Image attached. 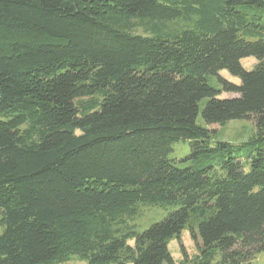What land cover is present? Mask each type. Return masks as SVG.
<instances>
[{"label":"trees","instance_id":"1","mask_svg":"<svg viewBox=\"0 0 264 264\" xmlns=\"http://www.w3.org/2000/svg\"><path fill=\"white\" fill-rule=\"evenodd\" d=\"M214 80L237 96L217 97ZM198 114L255 131L216 140ZM180 139L182 167L167 157ZM140 205L171 209L138 232ZM0 227V264H174L168 243L185 229L200 244L181 264H252L264 0H0Z\"/></svg>","mask_w":264,"mask_h":264},{"label":"rangeland","instance_id":"2","mask_svg":"<svg viewBox=\"0 0 264 264\" xmlns=\"http://www.w3.org/2000/svg\"><path fill=\"white\" fill-rule=\"evenodd\" d=\"M241 65L246 70H251L257 63L254 57H246L240 60ZM219 76L224 80L239 84L240 81L237 77L229 74L226 70H221ZM216 89L219 90L217 97L219 98H230L237 96L234 92L224 91L222 85L216 80L210 82ZM203 102H201V106ZM196 123L202 127H206L213 131V138L216 140L227 141L232 143H237L246 140L251 136L254 131V125L250 120L245 119H235L226 122L224 125H207L202 119L201 115L198 114L196 118ZM190 141L188 139H180L175 141L171 146V151L167 154L169 159L174 160V162L182 167L188 163L186 157L190 152L189 147ZM171 207L164 206H147L140 205L138 214L129 220V224H133L138 232H142L144 229L148 228L152 223L161 220ZM2 228L0 227V232ZM195 242L188 230H183L180 237L172 238L168 243V250L173 258L174 264H181L183 261H190L198 254V246L200 241ZM133 240L128 241V244L133 245ZM55 264H88V261L78 255H70L65 260L57 262ZM115 264V263H110ZM126 264H132L127 262ZM252 264H264V252H261L255 256Z\"/></svg>","mask_w":264,"mask_h":264}]
</instances>
